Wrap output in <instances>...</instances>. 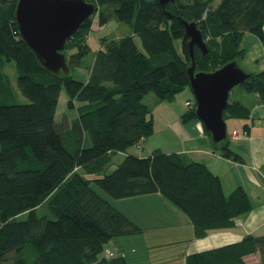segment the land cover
<instances>
[{
	"label": "trees",
	"instance_id": "16d2710c",
	"mask_svg": "<svg viewBox=\"0 0 264 264\" xmlns=\"http://www.w3.org/2000/svg\"><path fill=\"white\" fill-rule=\"evenodd\" d=\"M88 1L99 6L95 13L99 26L112 19L130 25L147 53L133 35L118 40L104 37L84 82L44 69L19 33L17 0H0V264L120 260L105 256L107 244L143 230L93 185L113 199L162 194L191 219L197 238L231 228L235 219L253 210L242 186L226 195L219 175L177 152L158 148L144 157L128 153L122 163L94 179L85 178L80 170H106L116 154L141 147L154 134L146 95L154 93L160 102H172L189 86L191 57L182 19L197 22L208 47L207 54L195 50L197 70L212 72L232 60L240 62L247 33L264 45V0H175L167 5L160 0ZM94 15L67 43L71 70L91 50L88 37ZM176 40L182 41L183 54ZM12 62L27 103L18 101L7 72ZM239 86L264 103V71ZM63 89L68 107L77 111L72 121L57 116ZM195 109L194 101L183 113V122L198 120ZM251 113L241 101L229 99L224 116L250 119ZM244 127L248 134L250 124ZM72 134L78 142L73 148L68 139ZM85 135L91 140L88 147ZM230 135L216 149L223 157L242 162L231 147ZM45 203L54 219L38 214ZM255 253L261 258L256 264H264V235H247L236 243L190 253L185 263L248 264L245 257Z\"/></svg>",
	"mask_w": 264,
	"mask_h": 264
},
{
	"label": "crops",
	"instance_id": "0c3cea01",
	"mask_svg": "<svg viewBox=\"0 0 264 264\" xmlns=\"http://www.w3.org/2000/svg\"><path fill=\"white\" fill-rule=\"evenodd\" d=\"M256 97L257 99H253L255 110L252 111L251 116L258 109L264 108V105L258 101L260 97L258 95ZM243 104L252 108L251 105ZM169 112H165L164 118L172 115L174 117L172 116L171 121L166 123L165 128H170L178 139L175 140L176 149L172 152L181 153L187 161L205 163L221 178L226 195H229L238 186H242L249 194L253 210L245 217L235 219L231 228L211 231L206 237L197 238L191 219L160 193L115 199L112 203L137 223L143 232L138 235L115 238L107 244L106 248L111 250L108 259L121 257L114 264L142 263L143 257L137 253V250L134 251V248H130L133 245L142 244L149 251L171 246L184 247L182 252L175 255L163 256L155 253L152 258L146 260H148L147 264H186V256L190 253L236 243L247 235H264V132L256 126L254 116L251 117V122H243L245 119H227V123L232 119L233 131L230 135L234 141L232 148L242 156V162H238L227 159L220 152L214 151L213 142L199 120L183 122L182 115L184 112L178 111V109H170ZM259 119L264 121V117ZM246 124H250L247 135L244 134ZM240 128L243 130L239 132ZM234 131H238L240 136H232ZM146 141H149V138ZM122 154L126 156L128 152ZM240 168H245L249 172L248 181L255 188L258 197L256 200L241 180L244 177L231 171ZM110 246H114L116 252ZM260 259L259 253L245 257L248 264H256L260 262ZM109 264H113V262Z\"/></svg>",
	"mask_w": 264,
	"mask_h": 264
},
{
	"label": "water",
	"instance_id": "95a60500",
	"mask_svg": "<svg viewBox=\"0 0 264 264\" xmlns=\"http://www.w3.org/2000/svg\"><path fill=\"white\" fill-rule=\"evenodd\" d=\"M175 0H160L167 5ZM99 9L88 0H17L15 18L21 38L44 69L54 75H68L67 43L86 19ZM191 64L187 71L194 95L197 119L219 149L229 139L224 112L233 88L254 80L257 73L246 72L237 59L212 72L198 71L196 48L208 53L203 33L196 21L182 19Z\"/></svg>",
	"mask_w": 264,
	"mask_h": 264
},
{
	"label": "rangeland",
	"instance_id": "374dc122",
	"mask_svg": "<svg viewBox=\"0 0 264 264\" xmlns=\"http://www.w3.org/2000/svg\"><path fill=\"white\" fill-rule=\"evenodd\" d=\"M97 16H98L97 14L94 15L93 30L90 32V35L88 37V45L91 50L83 58L82 64L79 66L73 67L70 73L75 79H78L84 82H87L89 79V72L93 64L96 51L100 47H102V38L104 37H107V39L109 40H112V39L118 40L123 36L133 35L139 49L142 52L147 53L146 49L143 46L141 37L139 35L133 34V31L130 25L126 23H121L117 21L116 19H112L105 26H99L97 22ZM175 43H176V47L179 53L183 54L182 41L176 40ZM241 46L242 48L245 49V55L239 62L240 66L248 73L255 74V73L264 71V45L259 39V37H257L254 34L247 33L242 41ZM7 72L11 78L13 88L16 93L18 101L20 103H27L28 99L20 92L17 86V73H16L15 65L13 62L9 64L7 68ZM189 98L192 100V102H194V95L192 93L190 86H188L184 91L179 93L175 97L174 101H172L171 103L167 101L165 103L163 102L161 103L154 93H149L148 95H146L144 98V103L148 105L150 110L152 111V114L154 117V123H155V132L149 138V141H146V144L144 142L141 147L133 146L128 150V153L135 155V156L144 157V156L150 155L152 151L158 148L159 149L161 148V150L166 153L175 151L174 150L176 149L175 140H178V139H176L175 133H173L170 128H165L166 123L168 121H171V117L172 116L174 117V115H172L171 117L168 116L164 118V114L165 112H169L170 109H173V110L178 109V111L181 110L182 112L187 111L190 108V106L187 104L188 102L187 99ZM255 98L257 99L256 94L248 93L240 86H236L235 88H233L230 94L231 101L238 100L248 105H251L250 107H252L251 108L252 111L255 110V108H253L254 107L253 99ZM258 101L260 104L264 105L261 99H258ZM57 116L59 120H63V116H66L69 121H72L73 119L77 117V111L75 109H70L68 107V96H67L65 89H63L61 92L58 110H57ZM252 116H254L255 118L254 120H255L256 126L259 127L260 131L264 132V128H263L264 121H260L259 119V118L264 117V108L258 109V111H256L254 115L252 114ZM231 120H229L228 122L229 127H230L228 130L229 134H231L233 131ZM244 121L251 122V118L245 119L243 120V122ZM240 129L241 130H239V132L243 130L242 128ZM68 139L70 141L71 148L78 145V142H76L75 134H72L71 136H69ZM233 144H234V141L231 139V147L234 146ZM90 145H91V140L88 136L85 135L84 136V146L88 147ZM213 149L216 152H220L215 147H213ZM125 157L126 156L120 152L114 156L112 163L108 166L106 170L96 172V173H87L81 169L80 172L87 179H94L97 177H102L106 174L107 171L115 168L116 165L122 163ZM231 171L237 173V175L240 174L242 175V177H244V179L241 178V180L243 181L245 187L250 191L252 197L256 200L258 197H257L256 191L254 190L255 188H253L251 183L248 181L249 172L245 168H240L237 170L235 169ZM93 186L107 199H109L110 201H115V199L111 198L105 191L98 188L96 185H93ZM37 212L39 215L47 214L51 219H54V215L51 213V211L48 208V203H45L42 207H40ZM26 218H27L26 215L22 217V219H26ZM130 248L131 249L134 248V251L137 250V253H139L140 256L143 257V262L140 264H147L148 260L146 259L152 258L155 255V253L163 255V256H169V255L172 256V255L177 254L178 252H182L185 249L184 247L171 246L168 248H159L154 251H149L142 244L139 246L133 245L132 247L130 246ZM111 249L114 252H116L114 246L111 247Z\"/></svg>",
	"mask_w": 264,
	"mask_h": 264
},
{
	"label": "built area",
	"instance_id": "2783aa9c",
	"mask_svg": "<svg viewBox=\"0 0 264 264\" xmlns=\"http://www.w3.org/2000/svg\"><path fill=\"white\" fill-rule=\"evenodd\" d=\"M187 104H188L189 106H191V105H192V101H188ZM244 134H247V132H244ZM232 136H234V137H239L240 135H239V132L234 131L233 134H232ZM105 253H106L107 256H110V255H111V251H110L109 249H107V250L105 251Z\"/></svg>",
	"mask_w": 264,
	"mask_h": 264
}]
</instances>
